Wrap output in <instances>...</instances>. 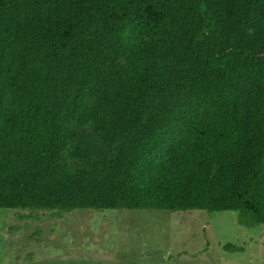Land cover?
<instances>
[{
  "label": "trees",
  "instance_id": "1",
  "mask_svg": "<svg viewBox=\"0 0 264 264\" xmlns=\"http://www.w3.org/2000/svg\"><path fill=\"white\" fill-rule=\"evenodd\" d=\"M73 120L120 147L62 176ZM47 209L264 223V0H0V210Z\"/></svg>",
  "mask_w": 264,
  "mask_h": 264
},
{
  "label": "rangeland",
  "instance_id": "2",
  "mask_svg": "<svg viewBox=\"0 0 264 264\" xmlns=\"http://www.w3.org/2000/svg\"><path fill=\"white\" fill-rule=\"evenodd\" d=\"M120 65L130 68L126 60ZM189 103L179 96L172 105L185 124ZM72 127L78 136L65 139L62 176L82 167L93 173L94 161L113 158L120 147L103 145L91 122L73 120ZM187 135L172 132L168 145ZM78 145L89 158L73 157ZM163 146L145 155L160 158ZM0 264H264V223L252 225L237 212L0 210Z\"/></svg>",
  "mask_w": 264,
  "mask_h": 264
}]
</instances>
